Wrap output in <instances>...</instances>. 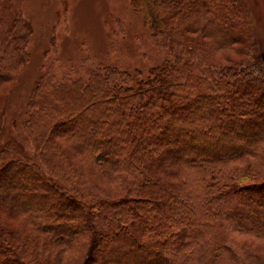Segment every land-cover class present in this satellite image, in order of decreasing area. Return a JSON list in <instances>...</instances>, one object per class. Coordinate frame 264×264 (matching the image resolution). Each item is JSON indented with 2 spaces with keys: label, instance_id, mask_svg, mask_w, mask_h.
Returning a JSON list of instances; mask_svg holds the SVG:
<instances>
[{
  "label": "trees",
  "instance_id": "obj_1",
  "mask_svg": "<svg viewBox=\"0 0 264 264\" xmlns=\"http://www.w3.org/2000/svg\"><path fill=\"white\" fill-rule=\"evenodd\" d=\"M134 4L170 56L147 76L39 77L24 141L0 147V264H264V55L248 5ZM32 30L19 12L0 88ZM238 42L242 57L216 60Z\"/></svg>",
  "mask_w": 264,
  "mask_h": 264
},
{
  "label": "rangeland",
  "instance_id": "obj_2",
  "mask_svg": "<svg viewBox=\"0 0 264 264\" xmlns=\"http://www.w3.org/2000/svg\"><path fill=\"white\" fill-rule=\"evenodd\" d=\"M245 1L264 55V0ZM19 12L33 28L28 44L29 60L13 82L0 88L1 108L7 104L0 147L9 138L24 141L27 105L44 73H52L60 81L69 74L86 77L97 65H114L147 76L151 68L170 56V49L153 37L134 0H0V18L4 23L0 28V50ZM240 46L238 42L222 48L223 53L215 56L216 60L225 62L242 57ZM9 202L1 200L0 206ZM19 217L15 219L20 220ZM254 242L264 249L263 240Z\"/></svg>",
  "mask_w": 264,
  "mask_h": 264
}]
</instances>
